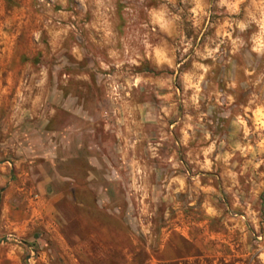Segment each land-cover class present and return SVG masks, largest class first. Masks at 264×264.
Wrapping results in <instances>:
<instances>
[{
  "label": "rangeland",
  "instance_id": "374dc122",
  "mask_svg": "<svg viewBox=\"0 0 264 264\" xmlns=\"http://www.w3.org/2000/svg\"><path fill=\"white\" fill-rule=\"evenodd\" d=\"M208 2L214 26L197 42L204 25L193 28V0H0V264L255 260V237L264 234V165L245 168L250 156L237 152L226 162L224 154L243 137L242 130L233 137L231 126L240 105L264 102V79L255 83L264 73V55L251 51L262 38L255 24L237 28L235 45L226 40L215 61L204 59L199 53L205 44L215 47L209 37L219 42L223 37L216 38V31H224L221 24L232 15L217 0ZM165 6L181 17L167 36L158 26L152 31L149 16L150 9ZM146 38L169 54L175 49L177 62L184 61L174 78L173 69L158 66L155 53L145 48ZM197 63L212 65L199 107L184 80L185 73L202 71ZM245 67L256 75L245 77ZM135 75L147 82L130 97L123 88L119 98L112 95L114 83ZM233 79L239 88H227ZM210 93H223L224 105L215 103V95L209 100ZM229 94L236 95V105L229 106ZM188 123L193 128L185 143L181 129ZM101 124L107 132L99 130ZM209 131L217 144L211 170L202 152L211 143L205 139ZM259 136L253 134V143ZM132 139L141 142L136 156L126 150ZM137 158L145 163L146 178L133 186ZM89 170L98 178L107 173L112 183L87 180ZM209 185L215 191L205 192ZM206 201L216 215L206 213ZM255 211L259 233L252 225ZM237 223H247V239L234 228Z\"/></svg>",
  "mask_w": 264,
  "mask_h": 264
},
{
  "label": "clouds",
  "instance_id": "9594fccd",
  "mask_svg": "<svg viewBox=\"0 0 264 264\" xmlns=\"http://www.w3.org/2000/svg\"><path fill=\"white\" fill-rule=\"evenodd\" d=\"M109 3H111V0H108ZM183 2V0H182ZM97 4L103 5L105 3V0H96ZM171 3L175 4L176 0H171ZM217 4L221 8H226V10L232 14L230 18H225L223 23L221 24V28L225 29L224 31H221L219 28L216 31V38H220L219 42H216V39H213L212 37H209V40H211L212 43H215V47H210L208 44H205V52L199 53L204 57V59L212 58L213 61L216 60V54L221 52V47L225 44L226 40L231 41L233 45H235L236 40L238 37L234 36V32L237 28H239L241 31H246L249 27H251L253 24H255L256 29L259 33V36L262 38L258 43H254L251 51L259 54L264 55V0H217ZM241 5H243V9H241ZM211 7V4L208 2V0H193V6L189 9V12L191 13L190 19L193 23V28H199L201 23H203L204 27L199 32L198 40L203 39L205 32L208 31V27L210 25H213V21L211 19V14L209 12V8ZM106 12L108 9L105 10ZM243 11L245 13V18L247 19V22H245V18L240 17V13ZM149 16L151 17V25H152V31L156 32L157 28L159 27L160 34L171 35L172 30L175 26V22L177 20H180L181 17L175 13L170 12L166 6L161 7L159 10L156 8H152L149 10ZM207 17V20H204V18ZM106 24L110 23V18L105 20ZM143 27H148V24L142 25ZM231 29V30H228ZM107 35H111V31L109 30L106 32ZM36 35L39 37L40 33L37 32ZM226 38V39H224ZM143 44L145 48L151 49L153 53H155L157 57V65L162 66L163 64H167L169 68L173 69L170 77H175L178 73L176 72V69H178L183 63V60H179V63L177 62L178 57L176 56V50L172 49L171 54H169V49L167 47H161V45L158 43L155 46L150 43L147 38L143 41ZM191 41H189L188 47H191ZM188 47L184 49V52H188ZM127 51V46H125V52ZM199 52V50H198ZM236 54L235 48L231 50V55L234 56ZM112 55H115V53H112ZM151 55V53H149ZM132 63H136L135 60L132 61ZM101 67L108 69L110 68V64L108 63H102ZM119 67V65H117ZM137 67L140 69V66L137 65ZM196 67L199 69H202V71L195 76H190L188 73L184 74V80L186 81V88H192L194 89V92L191 96L192 103L199 107L200 101H201V93H203L204 89L202 87L203 82L205 81L207 74L211 71L212 65L204 64V63H197ZM154 71V69H152ZM244 75L245 77H253L256 75V69L245 67L244 68ZM66 79H71L72 76H69L67 73H65ZM261 79H264V73L260 74V78H258L255 83L257 85L260 84ZM147 81L145 78L141 75H135L133 78L127 79L123 85L119 83H114L112 86V95L116 97H120L121 95V88L124 89V95L130 97L132 95V91L135 89H138L141 87L142 84L146 83ZM43 83V81L41 82ZM227 88L229 89H237L239 88V81L236 79H233L228 82ZM177 92H179V88H177ZM215 95V103L217 105L223 106L224 101L220 99L223 93H210L208 99H211V96ZM227 101L229 106L236 105L237 104V97L234 94H229L227 96ZM240 107L242 108V111L237 110L235 112V118L231 121V126L233 127L234 131L232 133L233 137H237L239 133L242 130L243 137L242 139H234V142L232 144V151L226 152L224 154L225 161H229L233 158V156L238 152L240 156L248 158L247 164L245 165V168L250 165L254 169H260L261 165H264V102L256 104L254 107L252 106V102H249L248 104H241ZM165 111H167L165 109ZM107 115V113H105ZM131 115V113H129ZM189 120H191V117H188ZM249 120L252 121V125H249ZM172 127L175 128L176 125L172 124ZM193 125L191 123H188L185 125L184 128L181 129L184 135L185 143H187V140L189 139V129H192ZM100 131L107 132V126L105 124H101ZM254 133H259L260 136L256 140L255 143H253L251 137ZM205 139L210 140L211 143L208 144L206 147L202 148V152L205 158L204 166L207 167L209 170H211V166L213 164V161L211 159V154L216 150L217 144L216 140L212 139V133L206 132L205 133ZM247 141V142H245ZM140 141L137 139H132L130 141L126 142V150L131 155L136 156L139 152V145ZM224 142L221 141V144ZM82 147V144L79 145ZM149 148L151 149V155L154 158L156 156V149L152 148L151 145H149ZM220 157H217L219 159ZM170 160H174V157H170ZM173 167H178L177 164H173ZM233 176H236L237 174L235 172L231 173ZM117 177H119V172H117ZM146 178V168L145 163L140 160L136 159L134 161V175L132 177V183L133 186H137V180L138 179H144ZM87 180H97L98 182H106L107 184H111L112 181L108 179V174L104 173L102 177H97L96 173L89 170L87 173ZM173 182H179L180 188L182 189L185 186V181L181 179L180 177H173ZM101 187H103V183H101ZM137 190L139 191V187H137ZM177 191H180V189H177ZM205 192H212L215 191V189L209 185L204 188ZM107 202V201H105ZM143 203V198L141 200ZM195 201L192 202V205L194 206ZM206 209V213L210 216H214L217 214V210L211 206L207 201L202 206ZM259 212L255 211L253 212V219H252V225L256 230V233L260 232V218H259ZM241 221H246L247 217L241 216ZM235 229H239L240 232L244 233V238L247 239V236L249 235L248 229H247V223H237L234 225ZM145 233H147L148 228H144ZM255 244L256 249L253 252V255H255V260L251 261V264H256V261H259V264H264V234L256 235L255 237ZM29 264H33L32 261H29Z\"/></svg>",
  "mask_w": 264,
  "mask_h": 264
},
{
  "label": "water",
  "instance_id": "95a60500",
  "mask_svg": "<svg viewBox=\"0 0 264 264\" xmlns=\"http://www.w3.org/2000/svg\"><path fill=\"white\" fill-rule=\"evenodd\" d=\"M3 240H6V238H3Z\"/></svg>",
  "mask_w": 264,
  "mask_h": 264
}]
</instances>
